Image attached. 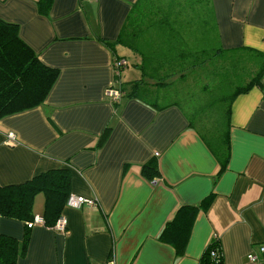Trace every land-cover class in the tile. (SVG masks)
I'll return each instance as SVG.
<instances>
[{
  "label": "crops",
  "instance_id": "1",
  "mask_svg": "<svg viewBox=\"0 0 264 264\" xmlns=\"http://www.w3.org/2000/svg\"><path fill=\"white\" fill-rule=\"evenodd\" d=\"M138 1L47 0L44 14L41 0H0V21L58 72L42 104L0 119V186L66 169L70 195L95 202L65 205L64 232L0 216V235L18 248L28 233L16 264H201L213 242L222 264H255L247 255L264 245V89L253 86L232 101L230 159L218 174L177 107L128 95L140 71L135 67L139 77L129 85L122 74L128 56L134 66L139 55L117 39ZM187 1L146 0L147 24L167 12L190 47L264 55V0ZM119 58L126 65L115 83ZM119 85L122 95L113 101L106 89ZM43 204L39 193L34 216L42 217ZM177 214L180 224L163 234Z\"/></svg>",
  "mask_w": 264,
  "mask_h": 264
},
{
  "label": "trees",
  "instance_id": "2",
  "mask_svg": "<svg viewBox=\"0 0 264 264\" xmlns=\"http://www.w3.org/2000/svg\"><path fill=\"white\" fill-rule=\"evenodd\" d=\"M46 2H40L44 14ZM198 3L207 6V0ZM150 12L146 0H139L117 39L139 55V63L134 66L140 77L132 82L128 95L143 98L157 108L177 107L218 162L219 174L230 159L231 103L253 86L264 89V55L246 48L190 47L176 37L180 27L174 28L167 12L147 24ZM158 12L163 14L164 10ZM152 31L159 37L151 41L147 34ZM57 76L58 72L45 66L20 38L14 25L0 21V119L42 104ZM147 169L148 164L143 170ZM39 193L44 197L41 219L52 227L70 195L68 170H49L23 183L0 186V216L22 221L26 226L34 217V197ZM210 200H204L205 208ZM178 216L163 234L170 225L180 224ZM28 241L26 233L18 248L16 240L0 235V264H16L25 255ZM201 264H222L215 242L205 250Z\"/></svg>",
  "mask_w": 264,
  "mask_h": 264
},
{
  "label": "built area",
  "instance_id": "3",
  "mask_svg": "<svg viewBox=\"0 0 264 264\" xmlns=\"http://www.w3.org/2000/svg\"><path fill=\"white\" fill-rule=\"evenodd\" d=\"M126 65V61L125 59H115L113 61V75L115 77V83L118 82V77L120 74V69ZM106 95L111 98L113 101H117L120 97H121V91L119 89V86H110L106 89ZM6 140L7 142L10 143H14L15 141V137L12 133L7 134L6 136ZM89 205V206H94L95 202L90 200V199H86L80 196H75V195H69L68 199H67V203L66 205L70 206V207H74V208H80L82 205ZM35 224H43V221L40 217L34 216L33 219L27 223V228H31L33 227ZM66 226H67V220L60 216L54 223V225L52 226L53 229L60 231V232H64L66 230ZM215 254V250L211 251V255L214 256ZM247 259L250 262H253L255 264H264V245H260L258 247V253H249L247 255Z\"/></svg>",
  "mask_w": 264,
  "mask_h": 264
},
{
  "label": "rangeland",
  "instance_id": "4",
  "mask_svg": "<svg viewBox=\"0 0 264 264\" xmlns=\"http://www.w3.org/2000/svg\"><path fill=\"white\" fill-rule=\"evenodd\" d=\"M249 63V62H247ZM250 66V65H248ZM128 73L127 74H122V81L125 83V85H129V82L134 80V78H138L139 77V71L135 68V66H133L132 64V58L129 55L128 56V66L126 67ZM127 75H129V77H127Z\"/></svg>",
  "mask_w": 264,
  "mask_h": 264
}]
</instances>
